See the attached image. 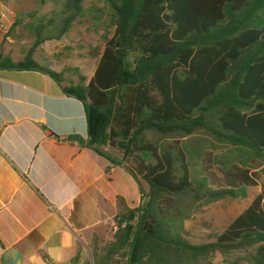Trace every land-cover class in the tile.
<instances>
[{
  "label": "trees",
  "instance_id": "16d2710c",
  "mask_svg": "<svg viewBox=\"0 0 264 264\" xmlns=\"http://www.w3.org/2000/svg\"><path fill=\"white\" fill-rule=\"evenodd\" d=\"M84 1L52 0L48 18L24 23L34 37L27 54L18 62L0 55V68L41 71L60 84L62 73L32 53L85 19ZM102 1L92 16H104L93 74L85 84L75 69L77 82L61 90L82 102L89 145L114 151L109 160L145 200L123 207L111 240L91 251L92 264H206L216 253L228 264H264V183L214 241L195 245L183 236L200 208L259 186L264 0Z\"/></svg>",
  "mask_w": 264,
  "mask_h": 264
},
{
  "label": "crops",
  "instance_id": "0c3cea01",
  "mask_svg": "<svg viewBox=\"0 0 264 264\" xmlns=\"http://www.w3.org/2000/svg\"><path fill=\"white\" fill-rule=\"evenodd\" d=\"M0 12V55L18 62L34 37L20 24L11 29L19 17L5 0ZM53 42L37 46L32 58L63 74ZM44 59L58 69L38 62ZM83 76L88 83L91 76ZM73 81L0 68V264H92L79 258L82 250L107 244L123 207L141 205L135 179L108 158L117 154L89 145L82 102L61 90Z\"/></svg>",
  "mask_w": 264,
  "mask_h": 264
},
{
  "label": "rangeland",
  "instance_id": "374dc122",
  "mask_svg": "<svg viewBox=\"0 0 264 264\" xmlns=\"http://www.w3.org/2000/svg\"><path fill=\"white\" fill-rule=\"evenodd\" d=\"M5 1L9 4L12 11L20 19H22L24 23L27 21H37L40 18H48L50 16V13L56 10V7L54 6L52 0H44L45 3H41L40 0ZM103 6L104 4L102 0H85V19H82L80 22L74 23L71 30L65 36H63L59 40H54V42L50 44L49 47H53L54 49L57 48L54 51V56L52 57L55 63L60 67L62 65L65 66L63 68L64 70L62 74L65 79H71L74 80L73 82H77V72L75 71V69L78 70L77 67L81 68L83 75H85L87 78L91 76V73L94 70L97 62V57L92 56L90 53L94 48H98L99 51L102 49V34L104 32L103 24L101 23L104 19V16L101 20L98 21H95L92 16L98 15L96 9H102ZM32 13L35 14L33 18L29 17V14ZM24 23L20 25L25 27ZM93 23H96L97 26H93ZM26 31H23V33ZM32 36L33 34L29 31H27L25 34V37L27 39ZM33 43V40H31L29 43L27 41L26 44L22 47L25 49L26 54L32 47ZM42 57H47V53L44 52L42 54ZM38 62L43 63V65H47L49 67H55L54 62L46 61V59H44V62H42L41 60H38ZM55 68L58 69L57 67ZM255 172L256 176L258 177L259 186L247 188L245 197L225 198L223 200L213 202L207 206L200 208L193 214V216L189 220L185 221L183 236L191 244L195 245L210 243L214 241L215 236L226 229L228 225L249 206L255 195L259 192L260 185L264 183V163L259 165ZM142 185L144 187V190L147 191V185L145 183H143ZM106 245L107 244L98 247V249L104 248ZM93 250L94 249L92 248H88L87 250L83 249V255H80L79 258H87L88 262V258H91V251ZM87 264H90V262H88ZM206 264L228 263L226 262V258H224L221 254L216 253L214 257L211 258L210 262Z\"/></svg>",
  "mask_w": 264,
  "mask_h": 264
},
{
  "label": "built area",
  "instance_id": "2783aa9c",
  "mask_svg": "<svg viewBox=\"0 0 264 264\" xmlns=\"http://www.w3.org/2000/svg\"><path fill=\"white\" fill-rule=\"evenodd\" d=\"M2 19H3V14L0 12V28H3L4 27V24L2 22ZM126 225L125 222L122 223V227H124ZM118 229V225L115 224L114 226V230L116 231Z\"/></svg>",
  "mask_w": 264,
  "mask_h": 264
},
{
  "label": "water",
  "instance_id": "95a60500",
  "mask_svg": "<svg viewBox=\"0 0 264 264\" xmlns=\"http://www.w3.org/2000/svg\"><path fill=\"white\" fill-rule=\"evenodd\" d=\"M144 200H145V198H143V199H142V202H141V204L144 202Z\"/></svg>",
  "mask_w": 264,
  "mask_h": 264
}]
</instances>
